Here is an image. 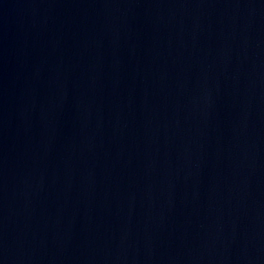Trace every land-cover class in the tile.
Returning <instances> with one entry per match:
<instances>
[{
  "label": "water",
  "instance_id": "water-1",
  "mask_svg": "<svg viewBox=\"0 0 264 264\" xmlns=\"http://www.w3.org/2000/svg\"><path fill=\"white\" fill-rule=\"evenodd\" d=\"M0 264H264V0H0Z\"/></svg>",
  "mask_w": 264,
  "mask_h": 264
}]
</instances>
